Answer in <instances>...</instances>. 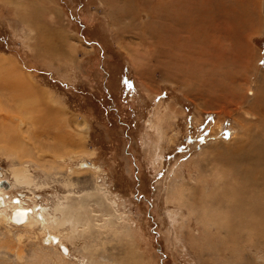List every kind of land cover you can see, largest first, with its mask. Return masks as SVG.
<instances>
[{
    "label": "rangeland",
    "instance_id": "rangeland-1",
    "mask_svg": "<svg viewBox=\"0 0 264 264\" xmlns=\"http://www.w3.org/2000/svg\"><path fill=\"white\" fill-rule=\"evenodd\" d=\"M154 1L0 0V59L46 93L42 101L25 89L9 90L37 108L14 111L10 119L0 111L27 152L0 151V173L11 181L15 167L27 165L34 179L30 187H3L4 193L30 212L41 206L67 219L53 232L33 220L10 222L8 209L0 216V264H264V222L255 218V231L237 216L227 218L233 239L225 225L188 212L191 201L196 211L202 204L207 214L221 211L217 195H227L215 180L219 164L211 149L239 135V115L260 120L249 103L263 80L264 0H238L245 17L238 16L232 42L218 33L231 78L221 76L234 83L226 104L183 69L172 70L173 54L157 53L164 42L153 32L177 26L165 23ZM225 22H218L220 30ZM3 84L0 78V96ZM15 101L8 104L18 106ZM227 206L221 212L233 216ZM75 214L77 224L69 221ZM48 234L59 239L47 241Z\"/></svg>",
    "mask_w": 264,
    "mask_h": 264
},
{
    "label": "bare ground",
    "instance_id": "bare-ground-1",
    "mask_svg": "<svg viewBox=\"0 0 264 264\" xmlns=\"http://www.w3.org/2000/svg\"><path fill=\"white\" fill-rule=\"evenodd\" d=\"M171 1L170 0L154 1L153 8L160 10L161 17H168L165 23L169 22L178 27V28L177 27L174 28L170 26L171 25L170 24L169 25L170 28L166 29L165 31H163V29H158V31L156 30L155 32H153L155 35L157 34L160 41L164 42V45H162L157 50V53H162L160 55L163 56L166 55L168 57L170 55L168 54V52L173 54L171 58L172 65L168 64V66L172 70H174L175 67H178V69H183L187 77L190 78V81L192 78H194V80L198 79L203 84L205 83L207 87L210 86L211 88L208 89L209 93H211L214 90L213 92L216 97V100L219 101V103L221 104H226L225 103L226 101H228L229 99L232 100L229 97L231 93H233L231 89V84L234 83L229 82L227 78L221 76L222 73H226L229 79L231 78L228 70L227 71L224 70L226 67L225 63H227L228 61L226 58H224L225 56L223 57L222 49L221 47H219L220 38H218V33L219 31H221L222 38L226 37L224 35H226L227 33V35L230 37V38L227 37V39L229 38L230 42H232L233 37H237V33H236L237 25L235 22L238 16L245 17L244 9L242 6L243 3L239 4L238 0H232V2L230 1L231 2L230 4H228L224 0H175V2L173 0ZM237 3L239 5H237ZM249 8L247 9L249 10ZM173 15L177 17L175 21H172L170 19V16ZM256 17L258 18L257 15ZM221 20H225L226 22L224 23L223 28L220 30L218 28V22ZM223 30L225 31V33H223L224 32ZM175 42L177 45L176 49H172L171 47H168V45L170 46V44ZM231 44L230 46H232ZM240 47L242 46H239V48ZM249 52H250V47L247 45L244 46L243 53H246V58L243 57L244 59H247V57L250 56ZM196 56L202 59H199ZM203 57L206 58V61L203 59ZM188 59H189L188 64L187 66H185V62ZM230 60L232 63L234 62V59L233 58L231 59V57ZM194 65H200L201 67L197 66V70L195 71L196 67ZM0 70H6L8 73V75H6V74H2V71L0 72L3 76V77L0 76V78L2 83H4L3 85L5 89V90L3 89L5 93L3 92V94L0 96V111L5 110L9 112L8 119H10L11 116L10 113L14 111H18L19 114L23 115L26 112L25 108L31 109L34 106L36 107L33 101L26 100V97L25 99L23 98L25 96L24 93H23L24 96L22 97L20 96L19 99V96L17 98L15 93L10 95L11 91L18 92L19 90L21 91L22 89H25V91L31 92L33 97H35L36 99L37 98L40 100L42 99V101L46 100L45 99L46 93L43 91L41 92L39 88L35 90L30 88V87H34V85L31 84V82L21 78L19 69L13 63L9 62L6 59H0ZM258 88L259 91L256 97L257 100L256 102L249 103V108L257 111L259 110L258 112L260 115L258 118L260 120L258 119L259 120L258 122L257 120H255L257 123L253 124L250 122L248 118L243 119L244 117L242 118L241 115H239L237 121L240 130L236 129L239 135L231 139L229 142H227L226 145L223 146L215 145L216 147H213L211 149V152H214L215 154L214 162L219 164V167L217 165V169L215 170L216 173L218 172V174H216L217 177H215L216 178L215 180L220 179V182H222L221 184L222 187L220 189L222 191L224 190L226 192L225 194L227 195V199H223V200H222V196H220L219 194L217 195V198L215 195L216 198L215 205L221 211L222 209L220 208L223 207L228 208L227 205H229V209H231L230 212L234 210L233 216L229 217L228 214L231 213H227L229 212L227 210H226L227 212L223 210L225 214L221 211H216V212L213 211L211 214L210 213L207 214V212L205 211L206 207L203 204L200 208L201 210L196 211L195 210L196 207H194L196 203L192 201L189 202V206H188L189 209L188 212L190 213V215L193 213L197 214L201 221H208V223L211 222L216 223L219 226L225 225L226 227L225 226L224 227L227 228L226 237L229 238L231 236L233 239H236L237 235L235 234V229L232 228L231 223L227 221V218L232 219V217L235 218L239 217V219L242 220L244 224L245 223L248 224V227H251L254 224L255 218L259 219L261 222H264V73H263V80L259 82ZM11 97H14L16 99L15 102H17V100L19 99V101L17 102L19 104L18 106H12L8 104ZM238 102L240 103V101ZM256 103H261V105H257ZM240 106L241 105L236 107V110H240L239 108H241L243 105L241 107ZM51 107H49L48 105L47 113H49V115L53 114L54 116L56 112H54L55 110H53ZM39 118L40 116L37 115V117L34 118L35 119L34 121L39 122ZM161 120L163 119L161 118ZM5 129H8V131H6ZM14 130L15 129L11 130L7 123L2 124L0 119V151L4 150L7 153L8 152L10 153L13 151L14 148L17 154L24 156V154H26L27 152L24 151V149H22V147L19 145L20 140H17L18 137L15 132L16 130L15 131ZM82 165L84 167L86 166L85 164ZM26 166L20 164V166L15 167L16 168L15 174L13 175V179L11 181L6 180L4 174L0 173V216L7 215V210L10 209L12 216L11 217L6 216L8 217V220L10 222L17 224H23L26 222L27 224H31L32 223L31 221L33 220L34 223L40 224L42 228H44L45 230L51 229L54 232L58 230L60 226H63L65 224V222L67 221L66 217L60 218L54 214L50 215L48 213H45L44 209H42L41 206H34V212L33 210L30 212L28 209L22 206L24 202L20 198L10 199L9 195L4 193V191H6L7 189L9 191V189L13 187L15 188L16 185L20 187H30L34 184L33 175L30 174ZM232 181H235V184H233ZM99 191L100 190H98V192ZM218 193H221V191ZM182 198L183 197H181V199ZM199 201H201L200 197L197 198V202ZM198 206H200V204H198ZM57 207L58 209H62V208L64 209L65 205L61 203ZM28 213H29V217H28ZM79 220H80V215L78 214H75L71 218H69V221L73 224H77ZM224 220H226L228 223H225L226 221ZM251 228L257 231L255 227H251ZM53 235H57V234H52V235L48 234L46 240L47 241L53 240L54 242L59 239L58 237H55Z\"/></svg>",
    "mask_w": 264,
    "mask_h": 264
}]
</instances>
